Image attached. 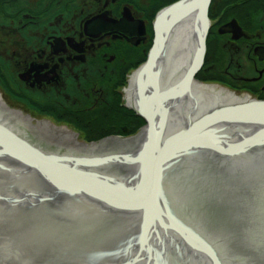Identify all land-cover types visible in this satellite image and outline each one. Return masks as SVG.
<instances>
[{
    "label": "water",
    "instance_id": "1",
    "mask_svg": "<svg viewBox=\"0 0 264 264\" xmlns=\"http://www.w3.org/2000/svg\"><path fill=\"white\" fill-rule=\"evenodd\" d=\"M211 3L183 0L157 17L154 47L138 73L141 99L148 76L155 79L163 71L166 36L192 19L196 25L192 59L182 82L169 90H162L156 79L151 84L149 97L154 98L156 89L157 95L159 92L167 98L166 106L160 104L163 118L176 105L177 109L183 106L178 95L181 89L188 91L184 98L192 95L191 87L205 61ZM195 103L194 124L168 138L157 150L160 155L145 181L125 179L127 184L120 188L109 187L98 176L79 169L86 165L95 171H113L114 161L109 157L95 162L78 157L75 159L81 165L70 167L57 159L69 158L66 145L20 127L31 137L30 143L0 124V264H264V158L257 160L264 154V145H260L264 142V102L245 101L209 109H199ZM133 110L148 125L144 133L127 141L112 139L107 142L110 145L103 142L78 148L93 153L106 146L126 147V143L140 141L142 145H136L135 153L145 154L148 142L155 149L150 115L144 107ZM231 115H239L237 120L241 121L231 123L255 129L252 143L233 145V156L239 163L250 156L251 162L257 160L256 167H251L253 173L247 170L251 169L247 163L239 170L241 165H235V160L224 163L229 168L222 171L232 178L228 185L211 176L216 166L202 161L203 165L191 164L194 174L184 179L178 176V186H166L167 198L160 196L161 166L168 154H162L163 148L211 124L234 119ZM206 144L201 145L210 147ZM134 167L130 174L139 171ZM240 170L242 175L235 176Z\"/></svg>",
    "mask_w": 264,
    "mask_h": 264
},
{
    "label": "flooded vegetation",
    "instance_id": "2",
    "mask_svg": "<svg viewBox=\"0 0 264 264\" xmlns=\"http://www.w3.org/2000/svg\"><path fill=\"white\" fill-rule=\"evenodd\" d=\"M174 1L0 0V116L61 145L144 133L127 91L154 47L158 13ZM209 18L196 85L264 102V0H214Z\"/></svg>",
    "mask_w": 264,
    "mask_h": 264
},
{
    "label": "bare ground",
    "instance_id": "3",
    "mask_svg": "<svg viewBox=\"0 0 264 264\" xmlns=\"http://www.w3.org/2000/svg\"><path fill=\"white\" fill-rule=\"evenodd\" d=\"M195 27L196 25L193 19L188 21L187 23H183L182 25L177 26L178 30H176L175 32L173 31L170 35L168 34L163 43L162 50L164 52V56H162L161 67L163 68V71H167V74H169V79H173L174 76H176L175 80H173L174 83H176L180 79L181 75L186 73V69L190 65V59H192L191 47L194 46L193 37L195 33ZM188 56L190 57L188 58ZM163 71L161 70V74L159 72L158 76L156 75L155 77V79L158 80V83L160 82L161 85H163V83H165L167 80V74L163 73ZM155 79L153 78V76H148V78L144 82L143 90L144 87L146 88V90L144 92L142 90V99L137 90L140 81H138V84H136V77L132 79L131 88L129 89V91H127L129 104H131L133 107H144L147 114L150 115V118L153 121L155 131L150 136V138L153 137L155 149L152 148V146L149 147L148 142L147 149L149 150L147 151L146 149L145 154L142 155L141 153H135L137 151L136 145H142L140 144V141H135V143L131 145L126 143V147L120 145L115 147L106 146L101 151L93 153L84 152L83 149L78 148L80 146L66 145V149L70 151V154H68L69 158L57 159L69 165L70 167L78 168V166H80L81 164L75 158L87 157L89 158L87 159L88 161L95 162L96 160L94 159L109 157L107 159L114 161L113 165L115 167H112L111 169L113 171H101L99 169H96L95 171L93 167H88L86 165L84 167L80 166L79 169L98 176L99 180L104 182L105 185H109V187L120 188L123 185L127 184L125 179H133L135 181H138L139 179V182L141 180L145 181V177L147 175H150V172L160 155L158 154L159 151L157 150L162 148L167 143L166 141L168 140V138L172 139V137L177 136L179 133L183 132L194 124L191 118H196L197 115L192 112L194 107L191 105L195 104V100L198 102L199 109L203 107H207L209 109L212 107H222L223 105L245 102L244 99L240 97L237 98L230 93L217 91V89L215 88H209L193 83V86L191 87L193 89L191 96L190 93L186 98H184V96L188 93L186 89H184L183 91L181 89L178 93V95L182 98L181 101L183 102V109L179 111L176 105L172 112H170V110L168 111L167 118H163V116L160 115V113L162 112V110L160 111V106L167 105V98L159 95V92L157 95L156 89H154V98L149 97L152 90L151 84L153 85ZM162 88H165V86ZM161 103L163 105H160ZM170 105L171 104H169V106ZM182 110H184L185 112ZM231 117L234 119H228V122L222 121L216 124H211L207 127H204L203 130L200 129L201 131L199 130L196 133L193 132L192 134L188 135L186 139L178 141L176 145H169L168 147L163 148L165 149V151H163L162 154L166 151L168 154L163 160H166V163L163 167L161 166V181L159 186V192L161 193L160 196H164L165 198H167L168 195L165 191L166 186L170 188L172 187V185L178 186V176L184 179L188 175H191V173L193 172V170L190 169L191 164H193L194 166H196L198 163L203 165L204 163L202 161L209 160V164L217 167V170L213 172L211 170V176H217L221 179L222 183L229 185L230 181H232V178L231 176H227V174L223 172L226 167L229 168V166L224 163H231V160H235V165H241L238 166L237 170L243 168V164L245 163H247L246 165H253L255 163V160L252 162L250 161V157L252 156L246 157L244 159L246 162L241 161L240 163L237 161L238 159H236L237 156H233V145L243 141L248 144L252 140L251 138L256 135V132L252 127L231 123L241 122L237 120L239 118V115H231ZM0 124L31 143V137L16 124L10 123L2 116H0ZM205 143H207L206 145L210 147L214 145L215 149L206 147L205 145H201ZM105 145L110 144L105 143ZM145 145L147 144L145 143ZM260 145L262 147L264 145V142H261ZM195 146L198 147L194 149L193 147ZM259 153L261 152L259 151ZM211 155L215 157H212ZM262 158H264V154H260L257 160H260ZM186 160H188V162L185 166H179L177 168L174 167V165L178 162L182 163ZM169 163L171 164L169 165ZM122 164L125 165V168L122 166ZM135 165L138 166L139 169L137 170L139 171H137L135 175L130 174L131 170L135 168ZM185 167H187L186 170ZM251 167L252 166H250V168ZM247 170H250L251 174L253 173V168ZM242 173L243 171L241 170L237 171L235 173V176L238 174L242 175ZM159 203L162 205L161 201H159ZM162 207L165 208V205H162Z\"/></svg>",
    "mask_w": 264,
    "mask_h": 264
},
{
    "label": "rangeland",
    "instance_id": "4",
    "mask_svg": "<svg viewBox=\"0 0 264 264\" xmlns=\"http://www.w3.org/2000/svg\"><path fill=\"white\" fill-rule=\"evenodd\" d=\"M167 6H169V5H167ZM165 8V7H164ZM182 77L180 76V79H181ZM179 79V80H180ZM177 81L175 84H177V83H179L180 81ZM256 163H257V160H255V163L253 164V165H251L253 168H255L256 167ZM260 179H261V177H260Z\"/></svg>",
    "mask_w": 264,
    "mask_h": 264
}]
</instances>
